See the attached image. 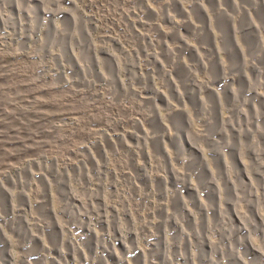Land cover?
<instances>
[{
  "label": "rangeland",
  "instance_id": "obj_1",
  "mask_svg": "<svg viewBox=\"0 0 264 264\" xmlns=\"http://www.w3.org/2000/svg\"><path fill=\"white\" fill-rule=\"evenodd\" d=\"M0 264H264V0H0Z\"/></svg>",
  "mask_w": 264,
  "mask_h": 264
},
{
  "label": "bare ground",
  "instance_id": "obj_2",
  "mask_svg": "<svg viewBox=\"0 0 264 264\" xmlns=\"http://www.w3.org/2000/svg\"><path fill=\"white\" fill-rule=\"evenodd\" d=\"M4 19V18H3ZM252 95V94H251ZM256 123V122H255ZM241 218V217H240ZM240 221V220H239ZM249 245L253 248V249H256L255 247H254V245L251 243V242H249Z\"/></svg>",
  "mask_w": 264,
  "mask_h": 264
}]
</instances>
